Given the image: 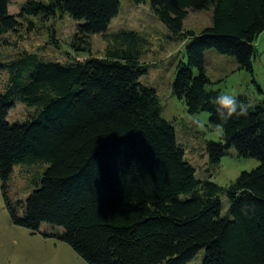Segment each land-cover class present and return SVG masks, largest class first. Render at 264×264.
<instances>
[{"label":"trees","instance_id":"obj_1","mask_svg":"<svg viewBox=\"0 0 264 264\" xmlns=\"http://www.w3.org/2000/svg\"><path fill=\"white\" fill-rule=\"evenodd\" d=\"M11 0H0V34L15 29ZM151 11L185 42L171 84L189 114L209 113L205 52L216 50L252 70L255 40L264 31V0H149ZM189 9L212 11V25L182 33ZM120 0H27V17L67 15L77 22L71 46L86 53L93 34L106 42L103 56L59 62L24 53L1 62L8 84L0 95V188L15 225L40 232L45 223L89 264H187L203 250L201 264H264V104L233 116L219 142L209 141L216 164L232 147L258 165L227 187L196 177L175 129L162 116L153 87L140 82L148 66L138 60L136 32L108 39ZM83 45V46H82ZM88 48V49H87ZM20 101L35 108L11 124ZM47 166L25 200L7 194L15 166ZM223 197L227 209H223Z\"/></svg>","mask_w":264,"mask_h":264},{"label":"rangeland","instance_id":"obj_2","mask_svg":"<svg viewBox=\"0 0 264 264\" xmlns=\"http://www.w3.org/2000/svg\"><path fill=\"white\" fill-rule=\"evenodd\" d=\"M27 0H11L8 13L15 16V29L0 34V61L10 62L24 53L36 54L44 60L69 62L83 61L87 56H103L106 42L99 34L91 35L90 49L85 52L71 46L77 32V22L67 15L56 17H27L20 15L21 6ZM212 25V11L189 9L183 21L182 33H199ZM136 32L138 60L148 66L147 73L140 82L153 87L162 106V116L172 123L177 143L184 150L185 159L195 168L196 177L227 187L241 172L250 171L258 165L255 158L238 156L236 150L229 149L220 162L211 164L206 151L208 141L219 142L222 135L215 132L209 121V113L189 114L182 100L172 94L171 84L179 62H186L185 42L181 34L170 31L151 11L149 0H120V11L109 27L108 39L118 31ZM109 43V42H108ZM83 46V45H82ZM256 57L252 70L239 68L236 60L219 54L214 49L205 52V70L210 78L209 88L221 93L244 96L248 102L264 104V31L255 40ZM8 84L7 69H0V95ZM35 108L27 107L20 101L10 109L9 123L22 122ZM47 166L18 165L8 182L7 194L13 202L25 200L34 190L33 182ZM1 185V183H0ZM223 209H227V199L223 197ZM43 223L40 232L33 234L28 228L15 225L9 215L0 188V264H89L68 244L55 238L45 237L43 232H53ZM203 250L187 264H201Z\"/></svg>","mask_w":264,"mask_h":264},{"label":"clouds","instance_id":"obj_3","mask_svg":"<svg viewBox=\"0 0 264 264\" xmlns=\"http://www.w3.org/2000/svg\"><path fill=\"white\" fill-rule=\"evenodd\" d=\"M210 102L215 105L220 123L215 126V132L222 135L225 125L233 116H245L248 114L249 104L238 99L235 94L222 92L212 98Z\"/></svg>","mask_w":264,"mask_h":264},{"label":"flooded vegetation","instance_id":"obj_4","mask_svg":"<svg viewBox=\"0 0 264 264\" xmlns=\"http://www.w3.org/2000/svg\"><path fill=\"white\" fill-rule=\"evenodd\" d=\"M209 142V141H208ZM208 142H207V145H208ZM207 145H206V151H207ZM207 154H208V152H207Z\"/></svg>","mask_w":264,"mask_h":264}]
</instances>
